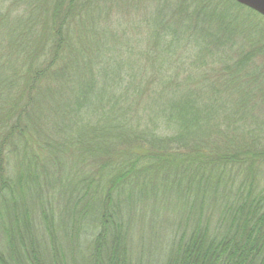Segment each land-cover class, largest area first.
<instances>
[{"label":"trees","instance_id":"obj_1","mask_svg":"<svg viewBox=\"0 0 264 264\" xmlns=\"http://www.w3.org/2000/svg\"><path fill=\"white\" fill-rule=\"evenodd\" d=\"M0 264H264V17L0 0Z\"/></svg>","mask_w":264,"mask_h":264},{"label":"water","instance_id":"obj_2","mask_svg":"<svg viewBox=\"0 0 264 264\" xmlns=\"http://www.w3.org/2000/svg\"><path fill=\"white\" fill-rule=\"evenodd\" d=\"M237 4L264 17V0H234Z\"/></svg>","mask_w":264,"mask_h":264}]
</instances>
